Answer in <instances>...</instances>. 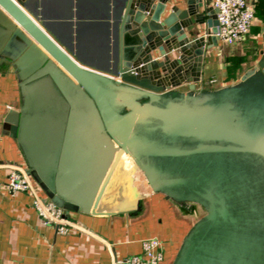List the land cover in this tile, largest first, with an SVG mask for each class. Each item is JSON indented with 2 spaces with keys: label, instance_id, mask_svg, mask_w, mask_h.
Returning a JSON list of instances; mask_svg holds the SVG:
<instances>
[{
  "label": "water",
  "instance_id": "1",
  "mask_svg": "<svg viewBox=\"0 0 264 264\" xmlns=\"http://www.w3.org/2000/svg\"><path fill=\"white\" fill-rule=\"evenodd\" d=\"M33 1L0 0V64L14 68L21 93L6 125L45 194L97 213L127 154L153 191L205 210L172 264H264V57L234 84L181 92L165 66L202 55L204 38L186 32L215 8L187 0L164 15L166 0H120L98 55L58 36ZM208 23L214 35L218 21Z\"/></svg>",
  "mask_w": 264,
  "mask_h": 264
},
{
  "label": "crops",
  "instance_id": "2",
  "mask_svg": "<svg viewBox=\"0 0 264 264\" xmlns=\"http://www.w3.org/2000/svg\"><path fill=\"white\" fill-rule=\"evenodd\" d=\"M196 1L200 3L199 12L214 8L213 0ZM247 1L254 14L243 40L226 44L212 35L208 22L217 20L216 15L204 14L202 22L186 32L190 40L204 38L203 53L200 56L192 51L190 60L174 66L170 61L166 64L170 88L194 93L219 89L238 82L257 65L264 57V0ZM119 3L120 0H37L32 5L37 6L39 13H45L58 36L69 38L74 46L97 45L94 53L100 55L103 46L112 44ZM174 6L185 11L187 0H166L164 15ZM163 46L169 60L180 55L179 50L169 52ZM151 54L155 60L164 61L157 49ZM20 104L14 68L0 64V264H115V260L128 256L142 257V242L149 238L161 242L163 258L159 264H172L184 237L199 219L198 205L176 202L153 191L133 164H117L97 213L65 210L66 217L78 227L67 234L57 233L53 226L42 222L28 192H9L6 183L11 165L27 167L5 122L8 112ZM38 193L48 197L39 185Z\"/></svg>",
  "mask_w": 264,
  "mask_h": 264
},
{
  "label": "built area",
  "instance_id": "3",
  "mask_svg": "<svg viewBox=\"0 0 264 264\" xmlns=\"http://www.w3.org/2000/svg\"><path fill=\"white\" fill-rule=\"evenodd\" d=\"M212 4L217 10L218 27L215 35L226 44L243 40L252 24L253 6L247 0H213ZM6 186L11 194L28 192L42 222L53 226L57 233L67 234L71 228H78L66 217L64 208L38 193V183L31 178L27 167L11 165ZM142 249V257L128 256L115 260V264H159L163 258L161 242L157 238L143 240Z\"/></svg>",
  "mask_w": 264,
  "mask_h": 264
},
{
  "label": "bare ground",
  "instance_id": "4",
  "mask_svg": "<svg viewBox=\"0 0 264 264\" xmlns=\"http://www.w3.org/2000/svg\"><path fill=\"white\" fill-rule=\"evenodd\" d=\"M118 164H123L124 166H132L133 161L127 154H122Z\"/></svg>",
  "mask_w": 264,
  "mask_h": 264
},
{
  "label": "rangeland",
  "instance_id": "5",
  "mask_svg": "<svg viewBox=\"0 0 264 264\" xmlns=\"http://www.w3.org/2000/svg\"><path fill=\"white\" fill-rule=\"evenodd\" d=\"M133 168H136L134 166V163H133ZM35 181V180H34ZM198 205V204H197ZM198 209H199V218L202 217L204 214H205V210L202 208V206L198 205Z\"/></svg>",
  "mask_w": 264,
  "mask_h": 264
}]
</instances>
